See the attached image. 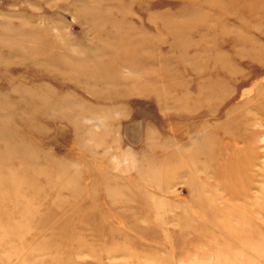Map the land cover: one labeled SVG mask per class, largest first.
Returning a JSON list of instances; mask_svg holds the SVG:
<instances>
[{"label": "rangeland", "instance_id": "rangeland-1", "mask_svg": "<svg viewBox=\"0 0 264 264\" xmlns=\"http://www.w3.org/2000/svg\"><path fill=\"white\" fill-rule=\"evenodd\" d=\"M144 3L140 8L130 0H101L95 12L101 24L89 34V25L77 17L82 7L79 0H0V22L19 26L26 14L44 33L53 28L51 41L70 45L59 41L63 46L51 51L48 44L45 53L34 45L0 50V135L16 132L15 143L30 137L28 141L37 147L52 151L55 158L49 161L62 167L63 174L48 181L72 176L59 181V194L34 196L47 203L39 218L50 211L56 215L44 216L47 224L39 229V246L53 234L62 232L61 237L71 238L64 247L50 246L47 251L36 248L34 233L29 232L22 242L17 215L31 218L35 226L32 217L38 213L36 204L29 205L22 196L18 201L27 203L28 209L17 210L7 218L10 225L3 224L10 234L0 254L6 249L9 254L18 253L11 257L12 264L29 259L34 264L37 260L46 264H264V0ZM85 10L91 13L92 7ZM167 12L174 16H165ZM113 17L124 24L111 26ZM129 22L134 23V33ZM173 22L181 31L178 36H172L174 29L164 28ZM2 28L6 29L0 26V32ZM138 28L152 33L151 42H158L157 48L145 46L142 53H158L166 61L152 72L161 76L165 69L176 82L168 85L175 91L174 100L168 93L161 96L171 106L166 111L153 97L138 93L140 87L156 86L136 77L152 65L125 67L124 74L131 71L135 76L128 84H97L98 91H126L101 104L77 88L74 80L55 79L46 69L78 65L88 73L86 68L96 65L95 61L98 64L99 56L126 50L127 37L135 36ZM0 35V42L22 39L19 34ZM50 51L65 62L49 59ZM43 82L45 91L62 95L71 90L86 103L106 107L97 109L96 115L77 118L82 139L62 119L60 109L35 104L25 109L20 89H34ZM9 102L19 103V108L15 111ZM196 105L198 112L191 113ZM234 106L240 110L228 114ZM35 113L44 115L37 123L41 133L23 125V117ZM43 124L48 128H42ZM151 130L155 136L149 139ZM234 146L241 150L236 152ZM229 172L236 177L231 179ZM69 180L78 192L60 190ZM66 212L68 227L58 222ZM32 247L37 250L29 257ZM25 254L29 259L25 260Z\"/></svg>", "mask_w": 264, "mask_h": 264}, {"label": "bare ground", "instance_id": "bare-ground-1", "mask_svg": "<svg viewBox=\"0 0 264 264\" xmlns=\"http://www.w3.org/2000/svg\"><path fill=\"white\" fill-rule=\"evenodd\" d=\"M81 4V9H79V13L77 14V17L79 20L83 21L84 23L89 25V34H94L98 30V26H100L101 22L97 24V21L101 17L100 15L98 16L95 12L97 8L99 7L101 0H79ZM131 4H140V8L145 4V0H130ZM91 4V5H90ZM95 6V8H94ZM114 6V5H112ZM92 7V12L88 13L85 9ZM187 8V7H185ZM188 9V8H187ZM179 13L182 12L181 10L178 11ZM152 15L149 16L151 18ZM167 17H173L174 15L172 13L165 14ZM114 18V17H113ZM148 18V20H149ZM21 23L19 26H15L12 24V21H5V22H0V26L6 27V29L2 28V31L0 34H4L7 36H10L12 34H19L21 35V40H14V41H8L6 42H0V50L2 48L9 50L15 51L16 48L18 47H23V46H32L34 45L37 50L45 53V48L46 46L51 45V51L55 49L58 46H63L62 44H59L61 41L59 39H55L51 41V38L54 36V32L51 33V30L53 29H48L47 33H44L42 31V27L38 24H34L33 20H30V16H27L26 14L22 15L20 17ZM115 19V18H114ZM123 20L121 19H115L111 26L115 28H120L124 23H122ZM150 21V20H149ZM172 22V21H170ZM134 23L129 22L128 25L130 26V31L133 32V25ZM178 23H168L164 26L166 30L169 32L173 30L172 36H178L181 31L177 30ZM6 30V31H5ZM182 30V29H181ZM113 33V30H111ZM41 32V33H40ZM50 32V33H49ZM156 35L158 33H155ZM0 35V40H1ZM150 36H152V33L149 31L138 28L135 30V36L129 34V37H127V45L128 48L124 51H111V53L104 54L103 56H99V62L95 61L96 59H92V61H95L96 65H89L86 69L88 73L83 69L78 67V65H59L58 67L55 68V70L52 69V67L46 69L50 70L53 75L56 77L55 79H65L69 78L74 80L73 84L77 86V88L84 90V93H89V95L95 99L96 104H101V103H106L107 99H112L115 97H121L123 96L126 91L124 90H112L106 89L104 91H98L96 89L97 84H104V83H119L121 85L128 84L131 82L132 79H134V75L130 73L124 74L123 69L129 65H152L153 68L151 70H146L144 73H138L136 77L141 80V81H147L148 83H154L156 86L154 88H145V87H140L138 90V93L143 96H150L153 97L156 101L160 103L161 110L166 111V109H170L171 106L169 103L164 101V99L161 98V96L166 95L168 93L171 98L174 100L175 99V93L172 94L175 91H170L168 88V85L174 84L176 82L173 81L172 76L168 73L167 70H163L161 73V76H157L156 73L152 72V69L158 67L162 64H164V59L163 56L159 55L158 53H151V54H144L142 53L144 47H148L151 50H154L157 48L158 42H151L149 40ZM30 37H36L38 40L32 41ZM60 41V42H59ZM29 43H31L29 45ZM64 45H68L65 42H61ZM131 43V44H130ZM70 46V45H68ZM47 49V48H46ZM65 49L69 51V47ZM57 50H60L57 49ZM50 51V52H51ZM54 53V52H53ZM52 54V57L49 59H57V61L63 59L61 58L60 55ZM67 54H70V52H67ZM73 56L72 58H69L70 60L74 59L75 54H71ZM59 58V59H58ZM60 62L64 63V60H61ZM34 64H39V62H36ZM37 67H42L45 66V63L43 65H36ZM63 69H61V68ZM133 69V68H129ZM158 69V68H156ZM192 70V69H191ZM161 72V71H160ZM194 72V71H193ZM76 73V75H74ZM92 75V76H91ZM99 75L101 78L99 79L97 77ZM205 77H208L207 75ZM94 82L87 84L90 81ZM187 79L185 80V82ZM162 84V86H160ZM183 84V83H180ZM186 84V83H185ZM189 86L188 84H186ZM173 86V85H172ZM47 85L44 84V82L39 85L37 88H27L25 91H23V88L20 89V99L23 100L25 109H29L32 107V104H35L37 108L41 109H48L51 110L53 107H56L58 111H62L64 114H62V119L67 120L72 126H74L75 131H76V138L79 137L81 138V130H79V126L77 123V118L80 119L83 115H96L99 113V111L103 108L106 109V107H103L101 105H95L92 104L90 101L88 103L85 102V100H81L78 96L73 94V92L68 91L65 92V94L58 95L55 93V91H45L43 88H46ZM93 87V88H90ZM171 87V86H169ZM176 87L180 88L178 85ZM53 90V89H52ZM23 91V93L21 92ZM202 92V91H201ZM26 93V95H24ZM61 93V92H60ZM219 95L222 96V91H218ZM57 95V96H56ZM153 95V96H152ZM260 96V95H259ZM262 96V95H261ZM53 97L54 102H53ZM263 98V96L261 97ZM80 99V100H79ZM8 101V100H7ZM53 102V103H52ZM11 107L16 111L19 108V103H11L9 102ZM56 105V106H55ZM61 107L58 108L57 107ZM63 105H65L63 107ZM87 106V107H86ZM187 103L182 106L183 110L186 109ZM36 108V109H37ZM200 106L196 105L193 110H190L191 113H196L198 112V109ZM55 109V108H54ZM60 109V110H59ZM97 109L99 111H97ZM180 110H182L180 108ZM240 107L234 106L228 113V114H234L235 112L239 111ZM97 111V112H96ZM200 111V110H199ZM166 114L167 112H163ZM209 114V113H208ZM57 115V114H56ZM59 115V114H58ZM193 115V114H192ZM44 115L35 113L34 115H31L28 117V115L23 117V125L29 124V128L36 130L37 133H41L40 127H38L37 123ZM61 116V114H60ZM28 120V121H27ZM44 127L42 128H48L46 125H42ZM207 127V125H205ZM211 127V125H210ZM28 128V129H29ZM45 128V129H46ZM107 130L110 129V125H106ZM153 130L148 131V137L149 139L153 138L155 135H152ZM16 136V132L12 134V132L8 133L7 135H0V248L5 247L8 242V237L10 232L5 231L3 228V224L6 223L7 226L10 225V220L7 218L10 217L13 213H15L17 210L21 209H28L27 203L22 205L18 200L22 197L25 196L28 198L29 205H35L36 204V215H33L32 221L37 222L36 225L34 224L31 225V218L26 219V217L23 215V218H20V214L17 215V220L18 221V227L17 230L18 233L20 234L22 238V242L30 237L29 235L31 233L36 234V236L32 237V240L34 241L33 243L36 244V248L39 247L44 248L43 250L55 247V246H60L64 247V243L66 242L67 239L71 238L69 236H62V232L58 234H53L51 236L47 237V242L48 243H42L39 246L40 241L42 240V237H39V229L46 227L47 221L44 218V216H56L55 213H50L48 214H43V217L39 218V212L41 210L45 211L46 204L44 201H37V199L34 197L35 193H46V192H52V194H59V185L62 184L60 182H65L67 179L71 178L69 174H65L62 177L66 178H61L60 176L54 177L58 181L53 179L48 181V177L50 176H55V175H61L63 174L61 168L58 167L57 164L51 163L49 160L55 158L54 153L49 152V150H45L43 148L37 147V145H34L31 141H28L30 137L23 138L21 140L20 144L15 143L13 141V138ZM158 138V137H157ZM81 144V143H80ZM231 145V144H230ZM233 150L236 149L234 146L232 148ZM244 149V148H242ZM241 149H236L235 151ZM243 152V151H241ZM238 152V153H241ZM78 155V154H77ZM239 155V154H238ZM241 154V158L246 159V154ZM41 156L43 158L41 159ZM240 156V155H239ZM87 156H82V160H86ZM149 158H147L148 160ZM233 167H235V163L232 164ZM72 172V171H71ZM78 173V172H75ZM220 175V174H219ZM229 175L231 179H234L236 175L232 172H229ZM52 179V178H51ZM60 181V182H59ZM68 185H65L64 188H60V190H69L71 192H78L77 187L72 185V181H67ZM52 184V185H51ZM74 184V183H73ZM29 196H26V195ZM52 207V206H51ZM54 208V207H53ZM54 210V209H53ZM58 211V210H57ZM80 214L81 213H86L82 210H76ZM4 213V216L2 214ZM46 213V212H45ZM75 213V212H74ZM65 217L61 218L58 220L59 224L66 225L67 227L70 226V221L68 219L69 217V212H66ZM73 219V218H72ZM71 219V221H72ZM61 220V222H60ZM28 221V222H27ZM46 223V224H45ZM75 223V221H74ZM45 224V226H43ZM76 224V223H75ZM73 226V225H72ZM66 227V228H67ZM30 232V234H29ZM24 235H23V234ZM77 236V235H76ZM24 237V239H23ZM27 242V241H26ZM25 242V243H26ZM31 245V244H29ZM36 248L32 247L29 248V251L27 253H30L29 257L32 256L34 253V250H37ZM47 251V250H45ZM18 253H13L11 252L10 254L8 253V249L5 250V254H0V264H12L11 257H15ZM28 255L25 254V260L29 257ZM6 258L9 259L10 263L6 261ZM27 257V258H26ZM38 258V257H37ZM36 259V258H35ZM30 260V259H29ZM27 261L25 264H31L33 263L34 260ZM37 260L35 263L37 264H46L45 261L38 262ZM22 264V263H20ZM34 264V263H33Z\"/></svg>", "mask_w": 264, "mask_h": 264}]
</instances>
